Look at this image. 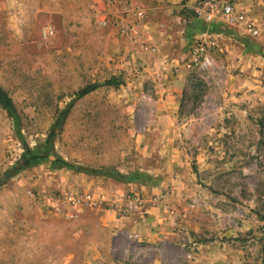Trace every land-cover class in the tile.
Wrapping results in <instances>:
<instances>
[{
  "label": "rangeland",
  "instance_id": "374dc122",
  "mask_svg": "<svg viewBox=\"0 0 264 264\" xmlns=\"http://www.w3.org/2000/svg\"><path fill=\"white\" fill-rule=\"evenodd\" d=\"M200 1L0 0V264H264V0Z\"/></svg>",
  "mask_w": 264,
  "mask_h": 264
},
{
  "label": "built area",
  "instance_id": "2783aa9c",
  "mask_svg": "<svg viewBox=\"0 0 264 264\" xmlns=\"http://www.w3.org/2000/svg\"><path fill=\"white\" fill-rule=\"evenodd\" d=\"M194 12L197 16L209 22L215 19H222L227 22H245L244 16L240 12L235 11L233 4L229 1L202 0L195 6ZM244 28L252 36L257 33L251 23L246 22ZM215 44V38L212 35L200 36L192 47L186 67L190 69L209 67L213 62L210 51L215 47Z\"/></svg>",
  "mask_w": 264,
  "mask_h": 264
},
{
  "label": "trees",
  "instance_id": "16d2710c",
  "mask_svg": "<svg viewBox=\"0 0 264 264\" xmlns=\"http://www.w3.org/2000/svg\"><path fill=\"white\" fill-rule=\"evenodd\" d=\"M120 83H121V80L117 77H110L101 83H89V84L85 85L84 87L80 88L76 92V99H79V98L93 92L94 90H96L97 88H99L101 86H115V85H118ZM0 106L3 107L4 109H7L9 112L14 111V105L12 103L11 98L8 96L7 92L1 86H0ZM52 132H53V130H52ZM50 136H53V133H51ZM25 154L26 155H24L23 157L26 159L22 162V166L32 165L37 160H42V159L46 158L45 154L44 155L43 154H32L29 149L26 150ZM58 162L62 165H65L68 168H71V169H74L77 171H83V172L89 171V169L87 167L75 165V164L70 163V162H65L62 160H58ZM94 172H97V171H94ZM98 173H101V171Z\"/></svg>",
  "mask_w": 264,
  "mask_h": 264
}]
</instances>
